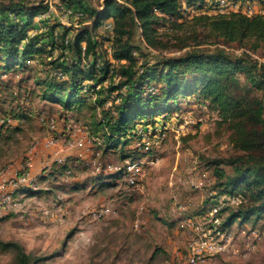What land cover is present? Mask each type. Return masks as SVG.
<instances>
[{
  "label": "rangeland",
  "instance_id": "1",
  "mask_svg": "<svg viewBox=\"0 0 264 264\" xmlns=\"http://www.w3.org/2000/svg\"><path fill=\"white\" fill-rule=\"evenodd\" d=\"M42 1L50 12L34 19L37 32L56 23L73 30L82 24L79 11L63 0ZM84 4L99 8L102 0H86ZM199 13L216 12L207 7L184 20L188 22ZM189 28L174 33L161 27L160 31L169 33L162 41L174 45L179 38L190 45L180 50L149 48L151 53L222 48L236 55L246 51L264 62V40L224 44L204 34L201 39L210 43L195 46L194 40L187 38ZM110 29L108 21L96 31L104 40L106 58ZM135 36L140 37L138 31ZM37 69L44 67L37 65ZM33 76V68L13 70L2 76L0 84V123L1 118H8L11 130L3 131L0 137V174L8 181L0 189V241L19 243L26 253L46 258L42 264H185L194 235L185 217L194 218L215 195V168L226 173L232 170L230 165L219 163L235 150L229 131L218 123L217 112L201 100L179 101L177 110L165 121L137 126L136 138L127 146L148 153L124 160L119 151L104 152L96 137L89 135L86 109L64 111L40 100ZM239 79L243 81L241 74ZM258 94L264 96V92ZM18 114L28 116L17 119ZM51 120L52 126L48 124ZM50 139L54 142L47 145ZM56 158L68 163L61 173ZM93 160L99 169L93 167ZM127 163H138L140 168L133 176L134 184H129L128 171L116 174L105 168L111 164L124 169ZM25 173L31 177L30 183L9 184ZM22 186L30 188L23 192L18 189ZM103 207H109L110 212L98 216ZM230 230L235 237L233 246L205 264H264V212L248 221H237ZM252 230L257 237L246 246L247 236L241 232ZM0 264H16L15 253L0 250Z\"/></svg>",
  "mask_w": 264,
  "mask_h": 264
},
{
  "label": "trees",
  "instance_id": "2",
  "mask_svg": "<svg viewBox=\"0 0 264 264\" xmlns=\"http://www.w3.org/2000/svg\"><path fill=\"white\" fill-rule=\"evenodd\" d=\"M63 1L79 11L82 24L73 30L56 23L37 32L34 19L47 10L42 0H0V84L9 71L33 68L40 100L64 111L86 109L89 135L96 137L104 152L119 151L130 161L148 153L127 146L136 138L139 124L146 127L154 126L158 119L165 121L177 110L179 101H203L229 131L235 152L219 161L232 170L226 173L215 168L216 193L194 215H204L220 196H226L238 198L237 204H224L215 214L217 223L208 224L210 227L226 231L237 221L259 217L264 212V96L258 92H264V62L246 51L236 55L222 48H190L179 54H152L150 49L187 47L189 42L179 38L174 45L162 41L169 33L160 28L175 33L185 31L188 25L187 38H192L195 46L210 43L201 39L204 34L224 44L263 41L264 14L199 13L187 22L184 17L192 10L212 9L217 1L102 0L99 8L87 7L86 0ZM257 1L264 5V0ZM108 21L111 34L106 38V58L104 40L96 31ZM8 121L1 118L0 137L3 131L11 132ZM55 164L61 173L68 163L61 160ZM29 188L18 189L25 192ZM0 250H12L16 264H42L46 259L26 253L16 242L0 241Z\"/></svg>",
  "mask_w": 264,
  "mask_h": 264
},
{
  "label": "built area",
  "instance_id": "3",
  "mask_svg": "<svg viewBox=\"0 0 264 264\" xmlns=\"http://www.w3.org/2000/svg\"><path fill=\"white\" fill-rule=\"evenodd\" d=\"M217 4L214 8H212L213 12H230V11H241L242 13L251 16L255 14H264V5H260L257 0H251L247 2L241 1H230V0H216ZM48 10L39 15L40 17L49 15ZM194 13L192 10L191 13ZM48 124L52 126L53 121H49ZM53 140L50 139L47 142V145L53 144ZM62 158H56V162H60ZM90 162H88L89 164ZM91 164L94 168L99 169V165L93 160ZM138 163H127V166L124 168V171H128V180L129 184H134V178L136 174L139 173L140 168L137 166ZM107 170L117 171L121 169L118 166H112L111 164L106 165ZM8 182L5 179L4 175L0 174V189ZM25 182H31V177L25 173L21 174L19 177L15 178V180H11L9 184L12 186H17L18 184H22ZM8 197V196H7ZM238 198L235 197H226L220 196L217 200V203L208 209V211L202 216H194V218H187L188 224H190L193 230V238L188 246V253L185 258V264H205L209 258L216 254L224 253L228 250L229 247H232L234 244V233L231 230L226 231H217L214 227H210L208 224H216L217 218L215 214L224 204H237ZM110 212L109 207H103L98 212V216L104 215ZM208 223V224H207ZM208 225V227H204ZM244 236H247L248 241H246V246L249 244H253V238L257 237L256 231L252 230L249 233L245 231L241 232ZM252 237V238H251ZM252 239V241H250ZM235 250V248H234Z\"/></svg>",
  "mask_w": 264,
  "mask_h": 264
},
{
  "label": "crops",
  "instance_id": "4",
  "mask_svg": "<svg viewBox=\"0 0 264 264\" xmlns=\"http://www.w3.org/2000/svg\"><path fill=\"white\" fill-rule=\"evenodd\" d=\"M78 154V153H77Z\"/></svg>",
  "mask_w": 264,
  "mask_h": 264
}]
</instances>
